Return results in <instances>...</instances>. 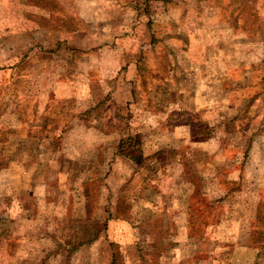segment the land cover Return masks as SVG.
I'll list each match as a JSON object with an SVG mask.
<instances>
[{
    "label": "rangeland",
    "instance_id": "rangeland-1",
    "mask_svg": "<svg viewBox=\"0 0 264 264\" xmlns=\"http://www.w3.org/2000/svg\"><path fill=\"white\" fill-rule=\"evenodd\" d=\"M114 4L135 18L100 32ZM113 252L264 264V0H0V264Z\"/></svg>",
    "mask_w": 264,
    "mask_h": 264
},
{
    "label": "crops",
    "instance_id": "crops-1",
    "mask_svg": "<svg viewBox=\"0 0 264 264\" xmlns=\"http://www.w3.org/2000/svg\"><path fill=\"white\" fill-rule=\"evenodd\" d=\"M111 6V5H110ZM101 11H102V7H101ZM121 13H131L130 15H132L133 18H135V10L134 8L130 5H127L126 7H120V6H116L115 4L113 5V7L109 8V11L107 12H100L99 14H96L97 16H102L104 17L102 20V22H100V24L98 25V30H100V32H105V31H118V29H122L123 25L118 24L117 20L120 16ZM126 16V15H125ZM124 23V22H123ZM131 28H137L138 26H136V22L131 21L130 22ZM110 24V25H109ZM136 32V31H135ZM135 36L137 37V32L135 34ZM119 38L116 37V41ZM106 44V43H105ZM103 48H108L110 50H112L113 48H117L118 46L112 42H107V45H101ZM110 53L112 54V56H114V52L112 53V51H110ZM116 97L118 98V100H124L126 99V101L130 100V95L129 93L124 94V96H121L118 92L115 93ZM130 127L127 126V124H125L124 126H118L114 129H112V131L108 132V136L106 137H100L99 138V142L100 143H105L106 145H104L106 148V150L111 151L110 148L112 149V153H110L111 155V163L109 166L110 172L107 176L106 181L108 183L109 179H111V182H113V184L116 185H121L125 182H127V179L130 180L132 178L133 172H134V166H139V167H135V170H138L140 168H142V164H139L137 162H144L143 156L142 158L137 157V162H135V160H133L132 156H128L125 153H123L122 150H120V152L118 151L119 145H122V141H121V134L124 132H128V129ZM109 139V141H108ZM121 141V142H120ZM112 146V147H108V146ZM167 145V144H166ZM164 145V146H166ZM145 158V157H144ZM149 161V160H147ZM140 180H138L136 182L137 187L141 188L140 185ZM144 190V188H142ZM114 255V252L112 253V257ZM112 264V262H111Z\"/></svg>",
    "mask_w": 264,
    "mask_h": 264
},
{
    "label": "trees",
    "instance_id": "trees-1",
    "mask_svg": "<svg viewBox=\"0 0 264 264\" xmlns=\"http://www.w3.org/2000/svg\"><path fill=\"white\" fill-rule=\"evenodd\" d=\"M123 153H125L126 155L128 156H132L133 157V160H135V162H137V156H135L134 154H131L129 151H124ZM115 260H116V257H115V254L113 255L112 257V264L115 263Z\"/></svg>",
    "mask_w": 264,
    "mask_h": 264
}]
</instances>
